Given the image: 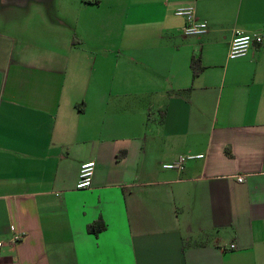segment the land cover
<instances>
[{
    "label": "crops",
    "instance_id": "1",
    "mask_svg": "<svg viewBox=\"0 0 264 264\" xmlns=\"http://www.w3.org/2000/svg\"><path fill=\"white\" fill-rule=\"evenodd\" d=\"M0 8V264H264V0Z\"/></svg>",
    "mask_w": 264,
    "mask_h": 264
},
{
    "label": "built area",
    "instance_id": "2",
    "mask_svg": "<svg viewBox=\"0 0 264 264\" xmlns=\"http://www.w3.org/2000/svg\"><path fill=\"white\" fill-rule=\"evenodd\" d=\"M175 14L181 16L184 19V25L182 27V32L184 35H201L207 31V23L195 18L194 9L192 6H180L176 8ZM263 39V33L247 34L236 31L230 41L227 57L229 59L243 57L247 54L249 48L253 44H260L263 42ZM202 156V154L182 155L174 162L162 164V167L167 169H181L186 159L201 158ZM94 168V160H86L80 164L78 178L75 184L76 189L85 190L91 188ZM238 180L241 181V176H238ZM10 229L13 232L9 239L10 242L16 243L23 237L24 233L22 231H17L14 226H10ZM2 245L3 241L0 240V248ZM234 246V244L230 245L231 248H234Z\"/></svg>",
    "mask_w": 264,
    "mask_h": 264
},
{
    "label": "trees",
    "instance_id": "3",
    "mask_svg": "<svg viewBox=\"0 0 264 264\" xmlns=\"http://www.w3.org/2000/svg\"><path fill=\"white\" fill-rule=\"evenodd\" d=\"M83 1H85L87 3H96V4L99 2V0H83ZM190 68L192 70L193 75L198 74L203 69V66L200 63L199 57H194L193 56L191 58ZM88 227L91 228V229H95L96 228L95 224H91Z\"/></svg>",
    "mask_w": 264,
    "mask_h": 264
},
{
    "label": "rangeland",
    "instance_id": "4",
    "mask_svg": "<svg viewBox=\"0 0 264 264\" xmlns=\"http://www.w3.org/2000/svg\"><path fill=\"white\" fill-rule=\"evenodd\" d=\"M1 9V8H0ZM1 13V12H0ZM0 25H1V22H0Z\"/></svg>",
    "mask_w": 264,
    "mask_h": 264
}]
</instances>
